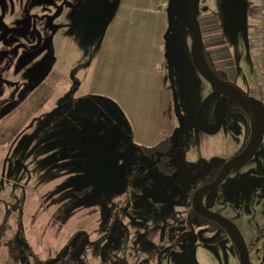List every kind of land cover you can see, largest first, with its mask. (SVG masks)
<instances>
[{
  "label": "rangeland",
  "instance_id": "374dc122",
  "mask_svg": "<svg viewBox=\"0 0 264 264\" xmlns=\"http://www.w3.org/2000/svg\"><path fill=\"white\" fill-rule=\"evenodd\" d=\"M172 1L162 70L174 93L177 170L167 175L134 144L115 100L89 96L119 0H0V264H240L228 227L216 224L201 241L185 221L192 192L252 138L258 111L206 84L191 60L187 0ZM257 2L198 0L203 40L215 38L249 70ZM206 100L202 124L214 130L222 122L214 135L197 124ZM94 147L107 157L82 159L79 149ZM201 201L236 226L248 264H264V141Z\"/></svg>",
  "mask_w": 264,
  "mask_h": 264
},
{
  "label": "crops",
  "instance_id": "0c3cea01",
  "mask_svg": "<svg viewBox=\"0 0 264 264\" xmlns=\"http://www.w3.org/2000/svg\"><path fill=\"white\" fill-rule=\"evenodd\" d=\"M172 2L119 0L111 23L102 37L90 74L89 96L115 100L127 116L133 142L139 147L157 145L171 137L176 126L174 93L167 87L162 70ZM259 2L264 11V0ZM255 7L249 13L254 19L258 18L260 10L259 5ZM203 41L210 63L224 72L235 87L243 86L249 95L259 93L258 77L253 65L256 58L252 52L254 61L249 70L246 66L248 63L231 59L230 56L228 58V52L219 50L215 38ZM242 65L246 67L242 68ZM18 107L19 104L15 109Z\"/></svg>",
  "mask_w": 264,
  "mask_h": 264
},
{
  "label": "water",
  "instance_id": "95a60500",
  "mask_svg": "<svg viewBox=\"0 0 264 264\" xmlns=\"http://www.w3.org/2000/svg\"><path fill=\"white\" fill-rule=\"evenodd\" d=\"M187 9H188L189 20L192 27V43H191L190 55L195 69L202 76V78L216 90V92L221 93L223 96L232 99L234 101H238L246 106L248 105V103H253L258 107L260 113L258 132L254 135L249 145L245 148V150L241 154L231 159L227 163L224 171L213 184L205 185L200 189H198L193 196V202H192L193 208L199 214L227 226L232 231V233L237 239V244L240 251V264H248L249 252L243 240V237L241 236L240 232L237 230L236 226L227 219L223 218L222 216L217 215L212 211H210L202 203L201 196L203 193L211 192L217 189L229 176L232 170H234L244 159L252 155L257 149H259L264 139V102L253 96L244 95L235 86L221 80L213 71H211L210 69L206 68L203 65L201 61V55L203 49V37L201 33V25L198 16V0H187ZM208 102L209 101L206 100V102H204L201 108L199 109L197 114V124L203 132L210 135H214L218 133L221 128L220 120H217L216 127L212 131L206 130L201 124L202 112L207 106ZM199 236L200 233L198 235V238L200 239ZM215 238L216 237L210 239V241L212 242Z\"/></svg>",
  "mask_w": 264,
  "mask_h": 264
},
{
  "label": "trees",
  "instance_id": "16d2710c",
  "mask_svg": "<svg viewBox=\"0 0 264 264\" xmlns=\"http://www.w3.org/2000/svg\"><path fill=\"white\" fill-rule=\"evenodd\" d=\"M201 61H202V63H203V65L206 67V68H208V69H210L211 71H213L221 80H223V81H225V82H227V83H229V84H231V85H233L228 79H227V77H226V75L223 73V72H221V71H219V70H215V68L213 69L211 66V64H210V59H209V57H208V54H207V52H206V49H205V47L203 46V49H202V55H201ZM233 86H235V85H233ZM245 95H247V94H245ZM107 131V130H106ZM102 132H103V130H102ZM102 132H100V134L102 133ZM126 133H127V131H126ZM121 134V136H120V138H121V146H122V144L123 143H125L126 142V140H127V138L128 137H126V135H128V134ZM95 135H91V140H92V138L94 137ZM98 137V136H97ZM122 137H124V139L122 138ZM119 145V144H118ZM92 146V145H91ZM95 146V145H94ZM99 148H101L103 151H105L104 149L105 148H102V145L100 144L99 146H98ZM138 148H143V149H145V151L146 152H148V155L149 156H152V157H154V159H155V161H157V163L155 164L156 165V167L161 171V172H163V173H165V174H167V175H172L174 172H175V170H176V167L175 166H173L172 164H170V161H171V150H172V141L170 140V138H166V139H164L163 141H161V142H159L157 145H155V146H153V147H150V148H146V147H139L138 146ZM119 149V147H117V146H114V148H113V151H116V150H118ZM81 152V156H82V159H86V160H90L91 158L92 159H95L96 157L95 156H98L96 159H99L100 157H102V158H106L107 156L106 155H103V156H101L102 155V153H99L98 152V150H97V148H96V150H95V147H94V149L93 150H89V149H79V153ZM98 153V154H97ZM159 155H161L162 156V158L160 159V160H157L159 157ZM87 157H90V158H87ZM103 163L105 164L106 162H104V160H103ZM217 176V174L216 175H214L213 176V178L215 179V177ZM209 182H211V181H209ZM194 213H195V215L198 217V222H197V224H206V223H208V224H210V226H211V228H213V225L214 224H218V222L217 221H214V220H212V219H210V218H207V217H205V216H202L201 214H199V213H197L196 211H194ZM8 219V218H7ZM7 229L8 228H6V226H4V228L2 229V236H1V238H4L5 237V235H6V232H7ZM11 251V250H10Z\"/></svg>",
  "mask_w": 264,
  "mask_h": 264
},
{
  "label": "flooded vegetation",
  "instance_id": "af4514ba",
  "mask_svg": "<svg viewBox=\"0 0 264 264\" xmlns=\"http://www.w3.org/2000/svg\"><path fill=\"white\" fill-rule=\"evenodd\" d=\"M206 82V81H205ZM206 84L207 85H209L207 82H206ZM210 86V85H209ZM215 92H216V90H214ZM222 95V94H221ZM236 103V105H244V104H242V103H240V102H235ZM18 106V105H17ZM16 106V107H17ZM215 121H217L216 119H215ZM201 124H202V122H201ZM258 125V124H257ZM202 126L205 128V126L202 124ZM221 126H222V122H221ZM259 126V125H258ZM215 127H216V125H215ZM215 127H214V129H215ZM256 128H257V126H256ZM255 128V130H254V132H253V136H252V138L251 139H249L248 140V142H247V144L240 150V151H238V152H236L232 157H230V158H226L225 160L226 161H224V162H220L219 161V163H220V165L219 166H217L216 168H214L212 171H211V173H209L208 175H207V178H206V184H204V185H199L198 187H196L195 189H194V191L192 192V198H191V204H192V202H193V196H194V194H195V192L198 190V189H200L201 187H203V186H205V185H210V184H213L219 177H220V175L222 174V172L224 171V169H225V167H226V165H227V163L231 160V159H233V158H235L236 156H238L239 154H241L244 150H245V148L249 145V143L251 142V140L253 139V137H254V135L258 132V128L256 129ZM206 129V128H205ZM221 129V128H220ZM207 130V129H206ZM202 131V130H201ZM208 131H212V130H208ZM220 131V130H219ZM205 133V132H204ZM207 134V133H206ZM217 134V133H216ZM210 135V134H209ZM263 141H264V139H263ZM263 143V142H262ZM258 150V149H257ZM256 150V151H257ZM255 151V152H256ZM251 156V155H250ZM249 156V157H250ZM248 158V157H247ZM246 158V159H247ZM246 159H244V160H246ZM243 160V161H244ZM242 161V162H243ZM174 166V165H173ZM176 170H177V168H176ZM176 170H175V172H176ZM233 171V170H232ZM174 172V173H175ZM217 174V176L215 177V179L213 178V176L214 175H216ZM230 175V174H229ZM209 176V177H208ZM209 181H211V182H209ZM225 181V180H224ZM212 192V191H211ZM210 192V193H211ZM210 197V194H209V196H208V198ZM205 205V204H204ZM192 209H193V215H188L187 216V218H186V221H185V223L187 224V227H188V230H189V233H191V235L197 240V239H199L198 238V235H199V233H200V239L199 240H205V239H208V237L206 238V234L210 231V230H212V229H214V228H211V226H210V224H208V223H206V224H197V222H198V217L195 215V213H194V211H196L194 208H193V206H192ZM197 212V211H196ZM198 213V212H197ZM203 216V215H202ZM178 222H180L178 219H176ZM178 222L177 223H175V224H178ZM219 223V222H218ZM215 225L216 224H214L213 225V227H215ZM225 226V225H224ZM227 227V226H226ZM215 236H213V238H214ZM217 237V236H216ZM212 239V238H211ZM216 239V238H215ZM214 239V240H215ZM213 240V241H214ZM208 241H210V238H209V240ZM211 242V241H210Z\"/></svg>",
  "mask_w": 264,
  "mask_h": 264
},
{
  "label": "built area",
  "instance_id": "2783aa9c",
  "mask_svg": "<svg viewBox=\"0 0 264 264\" xmlns=\"http://www.w3.org/2000/svg\"><path fill=\"white\" fill-rule=\"evenodd\" d=\"M258 23L254 27V33L252 34V54L256 58V73L259 82V94L260 100L264 102V33H263V19L264 11L262 4L259 5Z\"/></svg>",
  "mask_w": 264,
  "mask_h": 264
},
{
  "label": "bare ground",
  "instance_id": "6f19581e",
  "mask_svg": "<svg viewBox=\"0 0 264 264\" xmlns=\"http://www.w3.org/2000/svg\"><path fill=\"white\" fill-rule=\"evenodd\" d=\"M236 102H238V101H236ZM248 107L254 114H256L257 111H258V115H259V119H260V113H259L258 107L255 104H253V103H248Z\"/></svg>",
  "mask_w": 264,
  "mask_h": 264
}]
</instances>
